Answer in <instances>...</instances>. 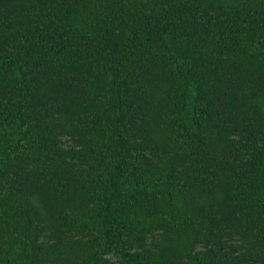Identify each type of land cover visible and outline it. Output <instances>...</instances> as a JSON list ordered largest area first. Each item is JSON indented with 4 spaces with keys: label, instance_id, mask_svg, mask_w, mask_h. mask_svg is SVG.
<instances>
[{
    "label": "trees",
    "instance_id": "1",
    "mask_svg": "<svg viewBox=\"0 0 264 264\" xmlns=\"http://www.w3.org/2000/svg\"><path fill=\"white\" fill-rule=\"evenodd\" d=\"M0 264H264V0H0Z\"/></svg>",
    "mask_w": 264,
    "mask_h": 264
}]
</instances>
